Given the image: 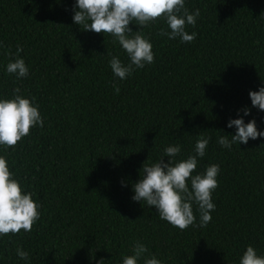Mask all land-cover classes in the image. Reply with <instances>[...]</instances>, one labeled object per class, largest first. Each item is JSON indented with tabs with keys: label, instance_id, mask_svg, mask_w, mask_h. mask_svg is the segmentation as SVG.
<instances>
[{
	"label": "trees",
	"instance_id": "16d2710c",
	"mask_svg": "<svg viewBox=\"0 0 264 264\" xmlns=\"http://www.w3.org/2000/svg\"><path fill=\"white\" fill-rule=\"evenodd\" d=\"M76 2L0 0V99L19 87L44 121L14 149L0 147L42 205L31 232L0 236V264H123L137 242L162 264H240L249 245L264 256V136L231 149L218 143L236 133L230 119H255L264 132V111L249 95L264 86V0H185L190 12L200 9L195 27L186 25L196 38L169 39L159 35L171 31L163 19L151 23L141 30L154 62L124 80L109 61L115 55L127 65L126 51L74 23ZM17 45L29 68L20 79L6 71ZM200 135L211 140L193 175L220 166L215 210L207 226L180 230L134 201L133 184L168 146H182L177 161L194 154Z\"/></svg>",
	"mask_w": 264,
	"mask_h": 264
},
{
	"label": "clouds",
	"instance_id": "9594fccd",
	"mask_svg": "<svg viewBox=\"0 0 264 264\" xmlns=\"http://www.w3.org/2000/svg\"><path fill=\"white\" fill-rule=\"evenodd\" d=\"M74 23L82 26L84 31H94L97 34H109L122 46L130 58L125 65L119 56H112L109 61L114 75L121 80L127 79L135 69L144 68L154 62L155 54L151 37L146 36L141 29L151 23L163 19L170 32L161 29L159 35L169 39L180 38L182 43H190L197 33L191 35L186 31V25L195 27L200 9L190 12L185 7V0H77L74 6ZM135 22L139 31L130 27ZM2 46V44H0ZM23 48L17 45L16 59L7 64L6 71L15 74L17 79L27 77L29 68L20 53ZM111 55L110 53H108ZM11 55V53H9ZM117 94L120 89L115 86ZM20 88L14 89L11 99H0V147L15 148V146L30 134V129L44 121L35 98L20 95ZM252 107L264 111V86L259 91L249 93ZM244 115L251 113L250 108L243 109ZM229 128L235 127V135L218 137V143L231 149L236 143L247 144L249 139L264 136L259 131L255 119L245 123L243 118L230 119ZM211 137L200 135L195 145V153L186 159L177 161L181 153V145L168 146L164 156L155 163L143 164L141 179L133 184L134 196L137 202H146L148 206L158 210L160 219L167 221L173 227L186 230L190 226L205 227L211 221V212L215 210L212 194L218 187L217 177L220 173L218 164H211L206 171L195 174L199 159L205 156ZM164 157H170L165 162ZM190 181V187H189ZM193 203L198 208L200 223L196 224ZM41 204L33 199L32 192H25L21 182L11 171L8 159L0 155V236L16 235L21 232H31L33 225L40 219ZM132 255L123 257V264H138L144 258V264H162L155 255L149 254L148 248L137 242ZM21 259H28L29 253L21 247L16 249ZM97 264H105L101 258ZM240 264H264V256L257 254L256 249L249 245L240 259Z\"/></svg>",
	"mask_w": 264,
	"mask_h": 264
}]
</instances>
